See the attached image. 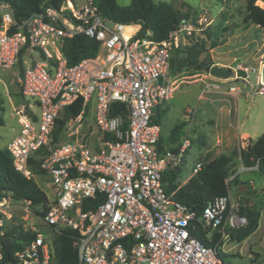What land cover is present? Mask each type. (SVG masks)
<instances>
[{"label":"built area","instance_id":"obj_1","mask_svg":"<svg viewBox=\"0 0 264 264\" xmlns=\"http://www.w3.org/2000/svg\"><path fill=\"white\" fill-rule=\"evenodd\" d=\"M208 24L203 13L183 17L166 40L156 41L150 32L140 36L139 24L104 16L95 0L42 4L19 20L0 3V71L21 65L17 80L26 101L15 109L19 131L6 149L26 176L34 157L51 190L44 214L34 216V225H21L29 237L10 260L2 240L8 227L18 225L10 210L20 201L0 196V264H51L53 237L62 229L74 231L78 264H226L219 252L223 241L247 223L238 199L230 192L213 196L197 213L162 182L166 169L184 162L195 111H186L180 141L162 149L161 127L152 120L153 108L181 83L169 71L171 49ZM77 35L98 42V49L69 65L62 47ZM262 68L264 51L255 81L241 78L247 94L264 95ZM228 90L244 92L233 84ZM76 98L81 110L62 129L68 140L53 142L56 118ZM88 113L100 134L92 141L78 135ZM201 166L196 162L191 173ZM199 228L208 239L218 234L216 243L204 244L194 234Z\"/></svg>","mask_w":264,"mask_h":264},{"label":"rangeland","instance_id":"obj_2","mask_svg":"<svg viewBox=\"0 0 264 264\" xmlns=\"http://www.w3.org/2000/svg\"><path fill=\"white\" fill-rule=\"evenodd\" d=\"M166 1L181 13H188L190 16H197L203 13L210 24L203 25V29L188 36H182L181 42L184 46L192 45L195 41H202L205 50L209 51L212 61L220 62L234 71L238 79L218 78L209 72H198L190 74L184 72L177 74L179 83L173 91L171 98L162 107H168V120L164 121L162 139L164 145H171L169 142V131L167 128L179 119L180 112L186 108H195L197 116L194 115L189 136L191 146L188 148L182 169L176 174L178 182H184L190 176L191 170L196 162L206 161L208 157L216 156L220 153H228L233 147H243L247 140L241 138L242 132H247L249 138L255 140L264 129V95L247 94L249 89L243 87L241 78L248 75V79L254 82L257 72H259L261 54L264 51V28L258 24L243 26L242 16L246 9V0H155ZM121 5H127L130 0H117ZM251 6L252 10L264 15V0H256ZM224 39V43L214 48L211 43ZM35 55V54H34ZM248 68V72L245 68ZM18 67L3 69L0 71V91L3 97V111L1 116L4 123L0 125V148L6 147L7 143L17 135L19 131L18 115L15 109L25 104V100L20 95V85L18 83ZM244 71V75L237 74V71ZM264 79V68H262ZM235 80V82H233ZM230 84L239 85L244 92L232 93L228 90ZM199 94L202 99H199ZM166 122V123H165ZM195 122V124H194ZM237 130V135L235 134ZM195 134V137L193 133ZM97 127L92 123V114L88 113L79 128L78 135L88 141L94 140L98 136ZM100 136V134H99ZM67 135L61 136L60 141L68 140ZM172 144H174L172 142ZM90 146V145H89ZM241 175L237 177L234 187H231V195L236 198L233 189L237 185L244 184L254 191L253 184L249 180H257L258 177L247 174L242 175L244 169L239 167ZM29 176L34 178L38 185L47 194H50L49 176L34 172ZM264 187L258 184L255 191H260ZM239 189V188H238ZM233 192V193H232ZM263 200V199H262ZM254 202V198L251 199ZM35 209L28 202H20L19 206L10 210L14 221L18 225L28 227L34 225L36 215ZM26 225V226H25ZM235 253L240 249V254L233 255L219 250L223 261L226 264H264V208L261 209L259 226L241 242L235 241ZM241 247V248H240ZM249 249L253 251L249 252ZM256 259V261H253Z\"/></svg>","mask_w":264,"mask_h":264},{"label":"trees","instance_id":"obj_3","mask_svg":"<svg viewBox=\"0 0 264 264\" xmlns=\"http://www.w3.org/2000/svg\"><path fill=\"white\" fill-rule=\"evenodd\" d=\"M62 0H0L7 3L13 10L16 20H19L34 11L43 4L45 6H57ZM100 12L107 18L124 23L126 25L139 24L138 34L144 36L147 32L156 41L166 40L169 33L176 28L177 23L183 17H189L188 13H181L166 1L155 0H130L127 5H121L117 0H95ZM260 5L256 0H246L245 13L242 16L243 26L258 24L264 28V15L252 10L253 4ZM224 43V39L211 43L214 48ZM98 49V42L85 35H77L65 40L62 53L67 64H73L84 57L94 55ZM214 64L209 51L205 50L202 41H195L192 45L184 46L180 43L173 47L170 52L169 71L176 76L184 72L190 74L198 72H209ZM21 65H19V70ZM81 98H76L72 103L66 105L60 117L56 118L52 130V141L58 142L62 136V129L70 117H75L81 110ZM116 107L117 104H114ZM86 110L88 108L86 107ZM124 110V107H123ZM3 111V97L0 91V125L4 123L1 112ZM87 112V111H86ZM86 114V113H85ZM154 122H158L152 117ZM125 126V123H124ZM182 124H176L170 131L169 142H178L183 131ZM243 147H233L228 153H220L208 157L202 162L200 170L194 173L184 183L176 182V174L180 168L166 169L162 174V182L168 192L174 191V197L191 210L200 213L207 202L216 195H224L231 192L237 177L241 175L239 167L244 169L242 175L252 174L264 178V129L255 139H246ZM163 139L160 136L157 145L163 148ZM31 172H38V161L34 157L28 159ZM43 174V173H42ZM0 196H9L15 201L28 202L35 209L37 215H43L47 201V194L31 176H26L17 170L12 157L6 147L0 148ZM236 196V195H234ZM239 201V215L247 218V223L237 229L230 230V238L242 241L253 233L259 224L261 209L264 208V188L260 191H252L245 195L236 196ZM254 198V202L251 199ZM263 199V200H262ZM21 225L8 227L6 237L2 240V251L5 260H10L12 253L22 246L21 241L29 237V233L21 230ZM207 230L201 228L195 231V235L206 245H214L219 238L214 234L210 239ZM53 257L51 264H78L77 248L75 244L74 231L62 229L53 237Z\"/></svg>","mask_w":264,"mask_h":264},{"label":"crops","instance_id":"obj_4","mask_svg":"<svg viewBox=\"0 0 264 264\" xmlns=\"http://www.w3.org/2000/svg\"><path fill=\"white\" fill-rule=\"evenodd\" d=\"M214 64H219V65H224V64H222V63H220V62H214ZM213 64V65H214ZM199 99H202V95H200L199 94ZM189 109H192V110H194L195 111V115L197 114V111H196V109L195 108H190V107H186V108H184L181 112H180V114H179V119L177 120V122L175 123V124H173V125H170L168 128H167V130L169 131V135H170V131H171V129L176 125V124H182L183 125V127H182V131L184 130V128H185V126H186V124H187V120H185V113H186V111L187 110H189ZM168 113H169V111H168V107H167V105L166 106H164V107H162V106H160V105H157V106H155L154 108H153V117L158 121L157 123H159V125H160V127H161V134H162V129H163V125H164V121H167L168 120ZM197 116V115H196ZM166 123V122H165ZM194 124H195V122H194ZM195 132L193 133V135H194V137H195ZM235 134L237 135V130L235 129ZM181 135H182V132H181V134H180V139H181ZM238 136H240L241 138H243V139H248L249 138V135H248V133L247 132H242L240 135H238ZM162 137V136H161ZM168 139H169V137H168ZM180 141V140H179ZM178 141V142H179ZM178 142H174V144H177ZM171 143V145H173L172 144V142H170ZM200 161V160H199ZM200 162H202V161H200ZM177 168H180V170H179V172L181 171V169H182V166L180 165L179 167H176V168H174V169H177ZM170 169V168H169ZM193 174H191L190 176H188L187 178H186V180H188V178H190L191 176H192ZM249 175V174H248ZM247 175V176H248ZM250 176V175H249ZM259 179H257V180H249V183L250 184H253L252 185V188L253 189H257V186H258V184H260L261 186H263L264 187V178L263 177H258ZM185 180V181H186ZM175 181L176 182H178L177 181V179H175ZM184 181V182H185ZM184 182H182V183H184ZM181 183V182H180ZM181 183V184H182ZM239 188V189H238ZM250 190V188L248 187V186H246V185H244V184H239V185H237V188H234L233 189V191H234V194L236 193V196L237 197H239L240 195H245L246 193H250V192H252V191H249ZM254 190V191H255ZM233 193V192H232ZM258 226H259V224H258ZM258 228V227H257ZM255 232V231H254ZM253 232V233H254ZM252 234V233H251ZM250 234V235H251ZM249 235V236H250ZM211 238V237H210ZM248 238V236L246 237V238H244L242 241H244L245 239H247ZM235 241L236 240H232L230 237L228 238V239H226V240H224L223 241V243H222V245H221V249H225V251L226 252H228V253H230V254H233V255H235V254H237V255H239L240 254V249L238 250V252L236 251V253H235V247H236V245H235ZM237 242H239V241H237ZM241 242V241H240ZM241 248V247H240ZM249 252L250 253H252V255H253V251L251 250V249H249ZM252 260L253 261H256V259H253L252 258Z\"/></svg>","mask_w":264,"mask_h":264},{"label":"water","instance_id":"obj_5","mask_svg":"<svg viewBox=\"0 0 264 264\" xmlns=\"http://www.w3.org/2000/svg\"><path fill=\"white\" fill-rule=\"evenodd\" d=\"M209 73L218 78H229L234 74V71L225 65L214 64L210 67ZM237 74L244 75L245 72L238 70Z\"/></svg>","mask_w":264,"mask_h":264},{"label":"bare ground","instance_id":"obj_6","mask_svg":"<svg viewBox=\"0 0 264 264\" xmlns=\"http://www.w3.org/2000/svg\"><path fill=\"white\" fill-rule=\"evenodd\" d=\"M130 28L128 27L127 30H129Z\"/></svg>","mask_w":264,"mask_h":264}]
</instances>
